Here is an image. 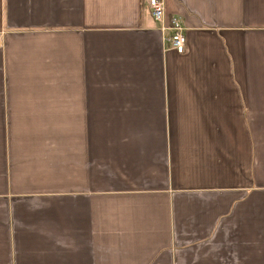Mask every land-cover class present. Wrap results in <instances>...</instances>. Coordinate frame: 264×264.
<instances>
[{"label":"crops","instance_id":"obj_1","mask_svg":"<svg viewBox=\"0 0 264 264\" xmlns=\"http://www.w3.org/2000/svg\"><path fill=\"white\" fill-rule=\"evenodd\" d=\"M164 5L0 0V264H264V0Z\"/></svg>","mask_w":264,"mask_h":264},{"label":"built area","instance_id":"obj_2","mask_svg":"<svg viewBox=\"0 0 264 264\" xmlns=\"http://www.w3.org/2000/svg\"><path fill=\"white\" fill-rule=\"evenodd\" d=\"M148 7L151 10L153 18L163 23L165 19L164 0H146ZM169 31L167 42L171 49L179 55H184L188 52V40L186 29L183 23L178 18H172L170 25L166 27Z\"/></svg>","mask_w":264,"mask_h":264}]
</instances>
